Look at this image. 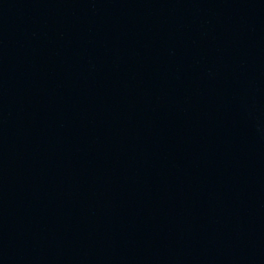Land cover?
Listing matches in <instances>:
<instances>
[{"label": "water", "instance_id": "obj_1", "mask_svg": "<svg viewBox=\"0 0 264 264\" xmlns=\"http://www.w3.org/2000/svg\"><path fill=\"white\" fill-rule=\"evenodd\" d=\"M0 264H264V0H0Z\"/></svg>", "mask_w": 264, "mask_h": 264}]
</instances>
